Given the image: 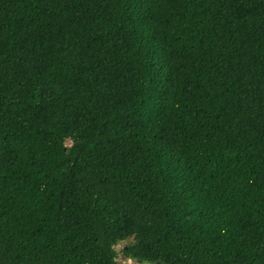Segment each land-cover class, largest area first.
Segmentation results:
<instances>
[{"label":"trees","instance_id":"obj_1","mask_svg":"<svg viewBox=\"0 0 264 264\" xmlns=\"http://www.w3.org/2000/svg\"><path fill=\"white\" fill-rule=\"evenodd\" d=\"M128 239L264 264V0H0V264Z\"/></svg>","mask_w":264,"mask_h":264},{"label":"rangeland","instance_id":"obj_2","mask_svg":"<svg viewBox=\"0 0 264 264\" xmlns=\"http://www.w3.org/2000/svg\"><path fill=\"white\" fill-rule=\"evenodd\" d=\"M71 141H68V144H70ZM131 239H128L126 241H122L120 242V244H118L116 246L117 250L119 251L118 257H117V261L119 264H140L138 262H136L135 260L132 259H128L124 256V254L122 253L121 249L123 248V246H125L126 243H128ZM144 264H149V263H144Z\"/></svg>","mask_w":264,"mask_h":264},{"label":"clouds","instance_id":"obj_3","mask_svg":"<svg viewBox=\"0 0 264 264\" xmlns=\"http://www.w3.org/2000/svg\"><path fill=\"white\" fill-rule=\"evenodd\" d=\"M129 259V258H128Z\"/></svg>","mask_w":264,"mask_h":264}]
</instances>
